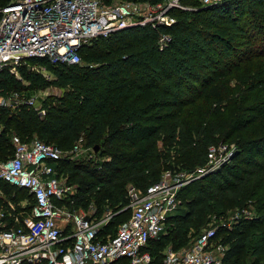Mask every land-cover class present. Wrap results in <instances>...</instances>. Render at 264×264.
<instances>
[{
    "label": "trees",
    "instance_id": "16d2710c",
    "mask_svg": "<svg viewBox=\"0 0 264 264\" xmlns=\"http://www.w3.org/2000/svg\"><path fill=\"white\" fill-rule=\"evenodd\" d=\"M181 1L197 7L173 9L170 26L137 25L97 37L79 47L80 63L30 57L16 72L0 70V94L60 91L41 98L42 114L27 104L0 105V149H6L0 158L12 153L11 134L64 149L81 137L104 158H64L54 165L76 186L63 202L93 204L99 217L107 206L117 211L126 205L128 183L145 189L162 170L202 164L209 144L234 142L230 161L180 187L169 231L146 249L151 264H161L163 249L185 245L189 228L198 231L212 212L252 206V218L217 228L216 237L227 244L223 264H264V0ZM7 2L0 0V8ZM161 33L170 36L162 48ZM29 64L43 66L45 74ZM128 215L129 209L115 212L106 228L113 233Z\"/></svg>",
    "mask_w": 264,
    "mask_h": 264
},
{
    "label": "built area",
    "instance_id": "2783aa9c",
    "mask_svg": "<svg viewBox=\"0 0 264 264\" xmlns=\"http://www.w3.org/2000/svg\"><path fill=\"white\" fill-rule=\"evenodd\" d=\"M222 1L226 0H198L201 6ZM173 9L195 7L181 0H8L0 8V70L16 72L17 66H28L30 57H44L52 64L80 63L81 45L126 27L170 26L175 22ZM169 40L161 33L157 44L162 48ZM29 66L44 72L43 66ZM4 95L8 97H0V105L27 104L44 112L35 93L10 90ZM10 143L12 153L0 158V184L23 191V196L15 205L6 201L0 208V264H151L147 243L165 233L168 217L180 204V187L219 170L237 150L234 142L211 143L204 162L190 170H163L145 189L128 183L122 209H129V215L112 233L105 230L112 212L96 217L93 204L87 210L63 202L75 195L76 186L58 175L54 162L88 149L82 148L81 137L65 149L38 137L23 140L17 134H11ZM242 211L244 218L255 215L250 208ZM240 217L237 211L219 227L231 229ZM68 224L70 230L64 232ZM219 227H204L179 248L167 245L161 264H223L227 244L216 237Z\"/></svg>",
    "mask_w": 264,
    "mask_h": 264
},
{
    "label": "rangeland",
    "instance_id": "374dc122",
    "mask_svg": "<svg viewBox=\"0 0 264 264\" xmlns=\"http://www.w3.org/2000/svg\"><path fill=\"white\" fill-rule=\"evenodd\" d=\"M198 4H199V2H198ZM199 6H201V5H199ZM193 7H197L196 5L194 6L193 5ZM81 61H83V60H81ZM44 73V72H43ZM45 74V73H44ZM22 92H26V91H22ZM60 91H59V89H56V88H53V87H46V88H38V89H36V90H34L32 93H35V94H37V96H38V98H39V101H41V98H44L46 95H48V94H56V93H59ZM1 96L0 97H5V98H7L8 97V95H2V94H0ZM186 110L187 111H191L192 110V107H187L186 108ZM188 113V112H187ZM229 142H231V141H229ZM159 144H161V140L160 139H158L157 141H156V146H157V148L159 147ZM82 148H85V147H87V146H84L83 144H82ZM2 149H0V151H1ZM4 150H6V149H4L3 148V150L1 151L2 153L0 154V156L1 155H4L3 154V152H4ZM9 153H6V155H8ZM203 157V156H202ZM104 158V156H101V154L99 153V148H97L96 150H93L92 148H88V149H86L84 152H82V153H80V154H78V155H76V156H74V157H72L70 160H72V161H74V162H87L88 160H90V159H95V160H101V159H103ZM230 161V160H229ZM163 171V170H162ZM162 171H160V173H159V176L158 177H160V175H161V173H162ZM58 175L60 176V177H62V178H65L64 176H62V173H60L59 171H58ZM202 177V176H201ZM200 178V177H199ZM197 179V178H196ZM9 189V190H7V192H6V189ZM0 192L1 193H5L4 195H3V197H0V201H1V203H3V202H6V201H10L12 204H14L15 205V202H19L20 201V198H22V195H21V193L19 192V191H17V190H15L13 187H11V186H9V185H7V184H0ZM181 202H182V204L184 203V201H183V199L181 200ZM2 206V207H1ZM4 205H0V208L2 209V208H4L3 207ZM89 206L87 205L86 206V208H84V207H82L83 209H87ZM107 207H109L107 210L108 211H110V212H112L113 214L115 213V212H119L120 210H122V209H119V210H117V211H114L115 210V208L114 207H112V206H107ZM249 208H250V211L251 212H253L254 210H253V208H252V206H249ZM17 209L18 210H20V207L18 206L17 207ZM88 210V209H87ZM86 210V211H87ZM106 211V210H105ZM104 210L102 211V213L103 212H105ZM239 212L240 213V218H242V215L244 216V212L242 211V209H235V210H233V211H228V212H225L224 214H219V215H216L215 214V212H212L211 214H209L208 215V220L204 223V225H202V226H199L198 227V231H195V229L194 228H189V230H188V232H187V236H189L188 238V240H187V242L185 243V245H187V244H189V242L192 240V239H194V238H196V236L202 231V229L204 228V227H206V226H217V227H219V225H220V223L221 222H224V221H231V216L235 213V212ZM22 213V215H24V211H21ZM92 211H90V212H87V213H91ZM101 213V214H102ZM92 214L94 215V214H96L95 212L93 213L92 212ZM242 214V215H241ZM5 215V214H4ZM19 218L21 217V215L20 216H18ZM119 219L118 220H120L122 217H124V215L123 214H120L119 215ZM9 217L6 215V217H5V219H8ZM118 225V224H117ZM117 225H114V226H112V229H113V231L115 230L114 228L117 226ZM168 227H167V229H166V231H165V233L164 234H166L167 233V231H169V225H167ZM107 228H105V230H106ZM107 231H109V232H111L110 230H108L107 229ZM106 231V232H107Z\"/></svg>",
    "mask_w": 264,
    "mask_h": 264
},
{
    "label": "crops",
    "instance_id": "0c3cea01",
    "mask_svg": "<svg viewBox=\"0 0 264 264\" xmlns=\"http://www.w3.org/2000/svg\"><path fill=\"white\" fill-rule=\"evenodd\" d=\"M14 189H15V188H14ZM20 191H21V190H20ZM20 193H22L21 195L23 196V191H21ZM4 194H5V193H1V192H0V197H3ZM69 230H70V224H68V226L65 227L64 232H69Z\"/></svg>",
    "mask_w": 264,
    "mask_h": 264
},
{
    "label": "water",
    "instance_id": "95a60500",
    "mask_svg": "<svg viewBox=\"0 0 264 264\" xmlns=\"http://www.w3.org/2000/svg\"><path fill=\"white\" fill-rule=\"evenodd\" d=\"M97 147L95 146V149H96Z\"/></svg>",
    "mask_w": 264,
    "mask_h": 264
}]
</instances>
